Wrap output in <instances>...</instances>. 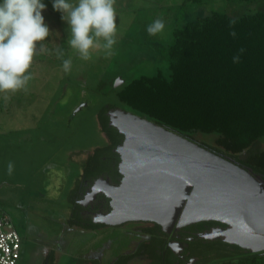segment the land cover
<instances>
[{
  "label": "rangeland",
  "instance_id": "rangeland-1",
  "mask_svg": "<svg viewBox=\"0 0 264 264\" xmlns=\"http://www.w3.org/2000/svg\"><path fill=\"white\" fill-rule=\"evenodd\" d=\"M42 15L51 34L44 42L52 55L34 58V79L29 92L0 93V209L7 211L22 236L18 264H44L50 251L55 264H76L80 258H97L109 264L132 252L145 236L142 221L102 224L96 228L71 226L73 187L84 162L96 147L107 143L99 113L104 105L132 111L117 91L134 78L163 73L172 77L168 48L175 30L214 12L232 17L253 12L264 0H118L117 43L113 54H93L83 61L67 45L68 25L53 0H42ZM76 2V0H72ZM163 20L164 31L150 36L147 26ZM62 47L73 60L65 73L54 54ZM198 141L214 144L218 132H195ZM264 148V136L259 141ZM12 165L9 174L8 165ZM253 251H236L224 258L233 264H264ZM132 260L129 264H141Z\"/></svg>",
  "mask_w": 264,
  "mask_h": 264
},
{
  "label": "trees",
  "instance_id": "trees-1",
  "mask_svg": "<svg viewBox=\"0 0 264 264\" xmlns=\"http://www.w3.org/2000/svg\"><path fill=\"white\" fill-rule=\"evenodd\" d=\"M168 55L171 78L161 72L134 78L118 89L120 101L132 112L264 176V148L259 145L264 136V5L240 17L214 12L189 21L175 30ZM112 108L115 105H104L99 113L107 143L88 154L73 187L71 226L82 223L76 198L85 180L107 176L119 183L122 179L121 155L116 149L125 136L110 124ZM199 131L219 135L214 144H209L196 140L193 133ZM203 222L226 226L217 220H203L187 227L195 229ZM83 225L96 228L102 223L90 221ZM209 241L207 252L212 255L203 264H233L224 257L245 250L222 239ZM254 255L263 258L262 252Z\"/></svg>",
  "mask_w": 264,
  "mask_h": 264
},
{
  "label": "water",
  "instance_id": "water-1",
  "mask_svg": "<svg viewBox=\"0 0 264 264\" xmlns=\"http://www.w3.org/2000/svg\"><path fill=\"white\" fill-rule=\"evenodd\" d=\"M109 115L125 136L116 149L122 179L100 177L92 183L87 200L103 193L111 205L95 215V223L151 221L171 232L217 220L226 226L198 235L264 250V176L132 111L112 108Z\"/></svg>",
  "mask_w": 264,
  "mask_h": 264
},
{
  "label": "clouds",
  "instance_id": "clouds-1",
  "mask_svg": "<svg viewBox=\"0 0 264 264\" xmlns=\"http://www.w3.org/2000/svg\"><path fill=\"white\" fill-rule=\"evenodd\" d=\"M115 5L116 0H53V9L62 13L68 25L67 45L79 59L90 61L94 53L113 54L119 32ZM45 9L42 0H0V93L6 101L10 95L29 92L34 58L53 54L44 43L52 32L42 15ZM164 28L163 20L156 19L146 30L155 36ZM54 54L62 61L63 71L70 73L71 55L64 58L62 47H56Z\"/></svg>",
  "mask_w": 264,
  "mask_h": 264
},
{
  "label": "flooded vegetation",
  "instance_id": "flooded-vegetation-1",
  "mask_svg": "<svg viewBox=\"0 0 264 264\" xmlns=\"http://www.w3.org/2000/svg\"><path fill=\"white\" fill-rule=\"evenodd\" d=\"M100 177L109 178L107 176ZM97 179L91 182L85 180L81 185L78 191L79 196L76 198V202L80 205L78 212L81 219L80 217H76V219H80L82 223L73 226L87 228L83 225L84 223L93 221L98 212H107L111 209L110 198L103 193L98 194L94 199L87 200V192ZM187 226L178 229L174 228L171 232H166L162 229V226L159 229L156 222L142 221L139 229L145 236L135 243V248L132 252L121 254L109 264H129L132 260H142L141 264H203L208 256L212 255V253L207 252L209 240L211 239H206L198 234L223 225L203 222L202 226L196 225L195 229H190ZM52 251L47 255L44 264H52ZM53 252L54 262L56 263V253L55 251ZM127 255L131 256L126 258ZM76 264L101 263L97 258H84V260L80 258Z\"/></svg>",
  "mask_w": 264,
  "mask_h": 264
},
{
  "label": "built area",
  "instance_id": "built-area-1",
  "mask_svg": "<svg viewBox=\"0 0 264 264\" xmlns=\"http://www.w3.org/2000/svg\"><path fill=\"white\" fill-rule=\"evenodd\" d=\"M22 241L11 215L0 209V264H18L22 256ZM261 252L264 258V250Z\"/></svg>",
  "mask_w": 264,
  "mask_h": 264
},
{
  "label": "bare ground",
  "instance_id": "bare-ground-1",
  "mask_svg": "<svg viewBox=\"0 0 264 264\" xmlns=\"http://www.w3.org/2000/svg\"><path fill=\"white\" fill-rule=\"evenodd\" d=\"M100 186H101V185H100ZM101 187H102V186H101ZM104 189H105V188H104ZM215 233H216V232H215ZM215 233L213 232V233H211V234H213V235H214ZM224 236H225V234H224Z\"/></svg>",
  "mask_w": 264,
  "mask_h": 264
},
{
  "label": "crops",
  "instance_id": "crops-1",
  "mask_svg": "<svg viewBox=\"0 0 264 264\" xmlns=\"http://www.w3.org/2000/svg\"><path fill=\"white\" fill-rule=\"evenodd\" d=\"M116 1H118V0H116ZM22 248H23V244H22ZM22 254H23V250H22ZM22 257V256H21Z\"/></svg>",
  "mask_w": 264,
  "mask_h": 264
}]
</instances>
